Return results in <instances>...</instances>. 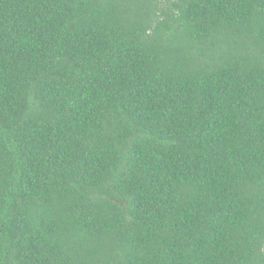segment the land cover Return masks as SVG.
<instances>
[{
    "label": "trees",
    "instance_id": "trees-1",
    "mask_svg": "<svg viewBox=\"0 0 264 264\" xmlns=\"http://www.w3.org/2000/svg\"><path fill=\"white\" fill-rule=\"evenodd\" d=\"M0 264H264V0H0Z\"/></svg>",
    "mask_w": 264,
    "mask_h": 264
}]
</instances>
